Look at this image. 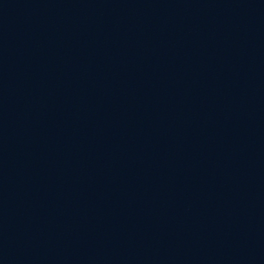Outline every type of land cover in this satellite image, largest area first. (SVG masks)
<instances>
[{
	"label": "water",
	"instance_id": "1",
	"mask_svg": "<svg viewBox=\"0 0 264 264\" xmlns=\"http://www.w3.org/2000/svg\"><path fill=\"white\" fill-rule=\"evenodd\" d=\"M0 264H264V0H0Z\"/></svg>",
	"mask_w": 264,
	"mask_h": 264
}]
</instances>
